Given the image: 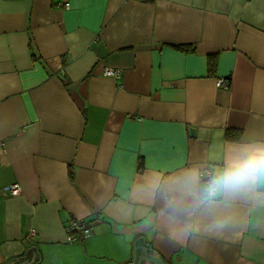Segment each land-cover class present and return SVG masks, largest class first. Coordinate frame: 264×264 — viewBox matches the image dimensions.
Listing matches in <instances>:
<instances>
[{
  "label": "crops",
  "instance_id": "1",
  "mask_svg": "<svg viewBox=\"0 0 264 264\" xmlns=\"http://www.w3.org/2000/svg\"><path fill=\"white\" fill-rule=\"evenodd\" d=\"M259 147L264 0H0V264H264V177H201Z\"/></svg>",
  "mask_w": 264,
  "mask_h": 264
},
{
  "label": "clouds",
  "instance_id": "2",
  "mask_svg": "<svg viewBox=\"0 0 264 264\" xmlns=\"http://www.w3.org/2000/svg\"><path fill=\"white\" fill-rule=\"evenodd\" d=\"M261 177H264V147L228 158L224 168L212 176L203 193L207 197L217 194L231 196L252 187ZM194 180V177L190 178V181Z\"/></svg>",
  "mask_w": 264,
  "mask_h": 264
},
{
  "label": "built area",
  "instance_id": "3",
  "mask_svg": "<svg viewBox=\"0 0 264 264\" xmlns=\"http://www.w3.org/2000/svg\"><path fill=\"white\" fill-rule=\"evenodd\" d=\"M62 6L65 9L68 8L67 3H65ZM103 75L113 78H118L119 72L112 69H104ZM215 84L217 87L222 88V87H226L228 83L226 79H217ZM212 176L213 175L208 170L201 173V177L208 181H210ZM6 190L8 191L9 195L17 196L21 192V187L17 183H14L12 185L7 186ZM66 232H67L66 242L69 244L83 243L93 235L91 228L85 221L75 220V219L70 221L69 225L66 228ZM35 237H36V232L34 230H29L28 233L26 234L25 239L32 240Z\"/></svg>",
  "mask_w": 264,
  "mask_h": 264
},
{
  "label": "water",
  "instance_id": "4",
  "mask_svg": "<svg viewBox=\"0 0 264 264\" xmlns=\"http://www.w3.org/2000/svg\"><path fill=\"white\" fill-rule=\"evenodd\" d=\"M190 133H193V130H190ZM137 249H140L141 256L137 257ZM31 254V259L29 263H33V261L37 258L36 252L33 248L29 249L26 254L25 258H18L15 260L10 261L8 264H26L27 254ZM142 260V263L139 261ZM28 263V264H29ZM133 264H168L163 258L159 255L155 254L154 252L146 249V245L142 243L141 238L139 237L135 241V260Z\"/></svg>",
  "mask_w": 264,
  "mask_h": 264
},
{
  "label": "trees",
  "instance_id": "5",
  "mask_svg": "<svg viewBox=\"0 0 264 264\" xmlns=\"http://www.w3.org/2000/svg\"><path fill=\"white\" fill-rule=\"evenodd\" d=\"M139 1H143V0H139ZM177 49L180 51H185V52L191 50V48L187 47V46H179V47H177ZM208 65H209L210 71H213V69L215 67V58L214 57H208ZM208 182H209L208 180H203V189L206 187ZM203 196L207 197L204 195V193H203Z\"/></svg>",
  "mask_w": 264,
  "mask_h": 264
}]
</instances>
